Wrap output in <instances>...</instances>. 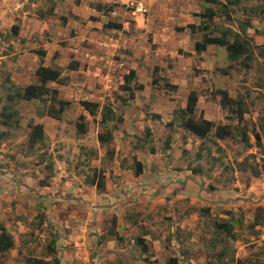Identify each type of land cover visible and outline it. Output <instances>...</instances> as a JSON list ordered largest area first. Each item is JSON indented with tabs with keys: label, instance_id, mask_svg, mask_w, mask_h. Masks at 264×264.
Wrapping results in <instances>:
<instances>
[{
	"label": "rangeland",
	"instance_id": "obj_1",
	"mask_svg": "<svg viewBox=\"0 0 264 264\" xmlns=\"http://www.w3.org/2000/svg\"><path fill=\"white\" fill-rule=\"evenodd\" d=\"M164 1L170 9L171 0ZM217 1L192 0L190 14L214 8L215 27L239 32L248 41L247 55L232 63L220 48L196 53L193 44L201 39L200 33L187 31L182 40L176 39L180 42L175 59L169 60L168 53L160 57L161 64L169 60L172 67L168 65L163 72L165 67L159 66L157 78L178 86L167 92L151 85L154 63L145 65L150 50L157 46L145 33L150 25L143 26V32L133 24L134 33L128 36L137 54L129 60L134 67L128 63L124 67L136 72L135 83L144 89L135 91L129 100L118 79L122 73L105 66L106 56L120 61L118 52L106 51L119 47L109 43L110 37L102 38L104 34L100 45L93 37L83 40L95 29L87 25L95 22L92 3L81 5V10L76 7L80 0H75L76 6L64 0H0V114L7 104L15 112L11 126L0 123V134H5L0 142V224L14 241V247L0 257V264H27L31 257L49 264H264V0H240L228 7L231 22L219 15L225 0ZM130 2L135 3L128 0L124 7ZM52 5L54 13L40 19ZM119 10L113 23L127 19L123 17L126 8ZM23 17L45 21L41 39L48 40V66H57L68 79L65 85H51L61 93L55 100L71 102L60 120L48 116L49 96L45 104L38 100L17 104L8 99L12 88H23L11 75L23 63L29 65L23 60L25 53L42 49L40 40L36 46L38 34L26 47L29 31L20 32ZM106 17V22L112 20ZM136 18L138 23L144 21V16ZM247 20L253 27L243 36L242 24ZM15 25L18 33L12 36ZM18 43L21 47L14 49ZM80 47L86 49L82 54L86 59L77 61L78 70L71 72L67 66ZM193 85L198 94L193 118L203 116L215 127L229 125L234 128L233 138L215 140L214 128L201 141L172 120L174 110L185 107L187 89ZM218 89L231 99L243 100L241 122L235 111L213 95ZM81 101L98 103L96 115L84 111ZM103 106L110 107L122 122L101 125ZM148 112L160 119L146 117ZM169 122L175 125L168 126ZM77 123L86 127V134L77 131ZM35 124L43 126L44 140L32 144ZM146 129L151 131L148 140ZM239 130H245L246 144ZM109 132L110 141L99 143L98 134L108 136ZM197 153L203 156L199 162ZM135 160L143 166L139 177L125 172H134ZM197 163L202 174L194 175ZM255 170L259 177H254ZM94 174L102 190L91 183ZM222 220L233 225L231 236L217 234L213 224Z\"/></svg>",
	"mask_w": 264,
	"mask_h": 264
},
{
	"label": "trees",
	"instance_id": "obj_2",
	"mask_svg": "<svg viewBox=\"0 0 264 264\" xmlns=\"http://www.w3.org/2000/svg\"><path fill=\"white\" fill-rule=\"evenodd\" d=\"M209 3L218 4L217 0H204ZM240 0H225V4H223V10L221 14H219L224 21L231 22L232 18L229 13L228 7H232L233 5H237ZM98 11H104L103 9H106L104 12H110L112 7L111 6H105V7H98L96 6ZM55 5H52L51 8L48 11V14H41L39 16L40 19H45L48 15H52L54 13ZM263 13V12H262ZM199 19V25H187L185 27H178L176 28L177 31L183 32L185 29H188L191 34L196 32L200 33L201 39L198 41H195L194 43V50L196 53H203L205 52L209 47L214 48H220L223 49L225 52L226 60L230 62H236L239 58L244 57L248 53L249 44L247 39H241V34L239 32H233V30L229 27H225L224 29H220L218 27H215L214 24V18L217 16L216 11L214 8L209 7L202 9L198 14H195ZM93 20H96L93 18ZM106 28L110 29H117L119 30L121 28V25L118 23H107L105 25ZM253 27L252 22L247 20L242 24V32L244 35H246V30L251 29ZM11 35L15 36L18 33V26H13L11 30ZM1 35V34H0ZM34 54L40 58V64L38 68L34 72V79L33 83L29 84L23 88H12L13 95L9 96V100H13L14 103H19L20 101L25 102H31L33 100H38L39 102H43L44 104L48 101V96L51 98L52 102H55L53 104L50 103V107L48 108V116L50 118H53L55 120H60L61 116L67 108L71 105L70 101L64 100L59 98L58 100H55L57 96H59V91L57 89H53L49 87L48 85L50 83L57 84V85H65L68 82L67 78H63L62 76V70L58 68L57 66H45L43 64V58L45 57V51L43 50H37L34 52ZM246 65V64H245ZM79 68V62L76 60H72L69 65L67 66V69L69 71H77ZM159 71L158 67H154L152 72V79H151V85L153 87H161L164 91L167 92H173V90H177L178 86L177 84H172L170 80L167 78L163 79L156 76L157 72ZM122 82L121 90L124 91V93H128V99L133 100L135 97V91H142L144 89V86L142 84H136L137 81V75L134 70H129L127 72H124L122 74ZM162 81V83L159 82ZM193 79H195L193 77ZM136 80V81H135ZM135 85V86H134ZM192 85V84H191ZM192 88V89H191ZM190 88V91L187 95L186 99V105L184 108H177L173 112L172 120L174 122L178 123V125L187 131L191 136L198 138L200 140H206L208 139V134L211 133L212 129L214 130V137L217 140H226L227 138H233L234 137V128L230 127L229 125H219L214 126L212 121L206 120L202 117H199L198 119L193 118V115L196 112V105L198 101V94L194 88V85ZM174 91V92H175ZM214 96L220 97V102L222 103V106H226V108H229L231 111H235L236 116L238 118V122H241L244 118V111H243V100H234L231 99L227 92L225 90H215ZM234 104V106H231ZM9 104L3 106L2 112L0 114V117L2 118L0 120V123L2 126L8 127L12 125L13 115H15V112L13 108H11ZM80 106L84 111H86L90 116H95L96 111L99 108V104L96 102H90V101H81ZM223 108V107H222ZM238 109V110H237ZM7 111L9 113H7ZM112 109L108 106H103L102 112L100 113V123L101 125H104L106 127L109 126L113 121H115V124L121 123L122 119L118 118L116 116H113ZM150 112L146 113V117H149ZM152 118L160 119L159 115L156 114H150ZM171 120V121H172ZM175 124L172 122L168 123V126L173 127ZM77 131L82 134H86V127L82 125L81 123L76 124ZM31 138L30 141L32 144L43 141L44 140V133H43V126L41 124H35L31 128ZM241 134L242 141L244 140V144L247 143V134L245 133V130H239ZM151 136V131L149 129H146V137L148 138ZM111 134L108 133V136H104L102 134H98L97 140L101 144H106L110 141ZM5 139V134H0V142ZM214 143V142H213ZM165 145L169 146V141L165 143ZM154 151V150H152ZM184 154H187L186 150H183ZM189 154V152H188ZM110 155H112V152H110ZM203 159V156L200 153H197V157L195 160L197 162L201 161ZM135 169H134V175L136 177L140 176L142 174L143 166L141 162L136 161L134 162ZM215 163H212V166H214ZM201 164L197 163L196 168L192 169V172L194 175L202 174L201 172ZM242 171H246L245 168L242 169ZM254 177H259V172L255 170ZM100 183V182H99ZM98 183V184H99ZM101 186V183H100ZM103 188V186H101ZM99 187V189H102ZM207 211V210H205ZM229 214V212H227ZM218 234L221 232H225L227 236H231L233 225L229 223L228 221L222 220L221 223H215L213 224ZM256 225H260L258 222ZM141 243V241H139ZM14 247V241L12 235H10L5 227L0 224V257L4 255L7 251L11 250ZM144 249V248H143ZM51 253L54 252V248L52 246L48 249ZM219 258V256H218ZM239 263V261H237ZM27 264H49L48 261L40 260L34 257H31L28 259ZM57 264V262H55ZM240 264V263H239Z\"/></svg>",
	"mask_w": 264,
	"mask_h": 264
},
{
	"label": "crops",
	"instance_id": "obj_3",
	"mask_svg": "<svg viewBox=\"0 0 264 264\" xmlns=\"http://www.w3.org/2000/svg\"><path fill=\"white\" fill-rule=\"evenodd\" d=\"M126 1H128V0H80V5L76 6L75 0H64V2H66V4L72 2V4H73L72 6L75 5L76 7H79V8H81V5H86V4L92 3L93 9H91L90 12H91V15H93V18H95L96 20H95V22H88L87 25H88V27L93 26V27H95V29H94V31L91 32L92 36L89 34V38H83V40L88 39V41H90L91 37H93L94 40H99V45H100L101 39H99V38H100L101 34H104L103 36H101L102 38L104 37V39L107 37H110L108 39V40L111 39V41L109 43H111V45L114 44V47H119V48L117 50L107 49L106 51H108L110 53H111V51L118 52V55H119L118 58L120 61H116V60L113 61L110 57L107 58V56H106L105 60H106L107 64L105 66H107L109 64L108 67H110L111 70L113 72H115V74H121V73L124 74V72H127L128 71L127 68L124 67V65L126 66V63H128V66L131 65L132 68L134 67L132 61L130 62L129 60L133 59V56L136 55L137 52L133 54V52H132L133 42H132V39L128 36L130 33H134V31H132L130 29V27L133 24H135V26H137V29L139 28L138 26H141V28H139V29H141V31H143V32H145V29L143 26L150 25V30L148 32H145V33L149 34V38H151V43L153 45H157L156 47H154V49L152 48V50H150L151 54L148 55L149 57H154L155 61H152L149 59V57H147L146 58L147 61H146L145 65L147 67H149V62H153L154 63L153 65L155 67H159V66L165 67V69H162V71L163 72L167 71L168 65L171 66L169 60L175 59V56H174L175 50L178 47L177 42H180L179 40H182V38L186 37L185 34L187 33V31H189L188 29H185L182 33H178L176 28L185 27L188 24L189 25H195V26L199 25V19L196 16H193L192 14H190V9L192 10V4H190V2L192 0H171L172 5H169V6H171L170 9L167 8L168 4L165 3L164 0H130V1H134L135 3L139 2V3L143 4L144 8L146 9V14L141 15L142 17L144 16V21L138 23L137 22L138 19L136 18V16H139L140 14L137 12L126 10L123 17H127V19L124 18L123 22L117 21V23L121 25V28L119 30L110 29V28L104 29V25H106L107 23L114 22L113 19H115L116 16L119 15L118 14L120 11L119 9L124 10L126 8V7H124ZM96 6H98V7H100V6L101 7L111 6L112 9L110 12L105 13L104 11L106 9H103L104 11H98L99 8H97ZM195 7H197V6L194 5V8ZM81 10H82V8H81ZM196 11H198V10L193 11L194 15L196 14ZM83 13H85V11ZM106 16L110 17L112 20L106 22L107 21ZM87 17H88V13H87ZM27 19H28L27 17L22 18L23 27L20 30L21 33H23V31L25 32V30L29 31V33L27 34L28 38H26L28 41L25 39L27 41V42H25V45H26V47H29L30 46V43H28L29 40L32 39V36L38 34V36L40 38L37 40L36 46L38 45V42L40 40L41 41L40 47L42 48L41 50L45 51V54H46L45 57L43 58V64L48 67V54H50L48 52V40H42L41 39V37H43L44 29H46L45 27H47V26L43 27V25L46 23L44 20L40 21V20H36V19L35 20L34 19L27 20ZM67 22H68V24H70L69 21H67ZM167 24H169V25L167 26ZM70 25H72V24H70ZM164 27H166V28H164ZM79 28H80V26H79ZM79 28H78V30H79ZM72 29L73 28L69 29V33L72 31ZM81 29H82V33H84L85 28L81 27ZM88 30L90 31L91 28H88ZM160 33H162V35ZM189 33H190V31H189ZM162 36H163V38H166V39H164V40L161 39ZM176 39H179V40H176ZM77 40L80 41V36H78ZM108 40H105V42H108ZM163 43L167 44V49L165 48ZM27 44H29V45H27ZM16 47H21V46H19V43H18L13 48L16 49ZM128 48H129L128 55H126V51L128 50ZM185 49H187V46L185 47ZM38 50H40V49L38 48ZM123 50H126V51H123ZM193 50H194V44H193ZM34 52L32 53L31 49L28 50V53H25V55L23 56V58H24L23 60L26 61V63H29V65H26L25 63H23V67L20 69L16 68V71L13 72L11 75L12 80L16 84L20 85L21 87H25V86L33 83L34 72L40 64V58L37 57L34 54ZM85 52H86V49H84L82 47L77 48V50H76L77 57L74 59L76 61H82V59H86L84 56H82V54ZM178 52H179V50H178ZM88 53H87V59L89 58ZM164 53H166V54L168 53V55H169L168 57L170 58L169 60L164 62L166 65H163L160 63V61L162 60L160 57L163 58ZM96 57H97V54H96ZM165 57H167V56H164V58ZM101 59H102L101 63H103L105 60H103L104 58H101ZM88 60L90 62V59H88ZM56 63H57V61H56ZM83 64H84V62L81 63V65H83ZM118 64H120V65H118ZM57 65H62V64L57 63ZM136 65L137 64H135V66ZM119 66H121L122 68L119 69L118 68ZM88 69L91 70V67H88ZM71 72H73V71H71ZM167 77L170 78V76H167ZM118 79L121 80V82L123 80L122 77H118ZM30 80H32V82ZM173 81H175V80H173ZM52 84L53 83H50L48 86L52 87L51 86ZM52 88L57 89V90L59 89V88H55V87H52ZM59 93H60V91H59ZM125 172L133 173L132 170H128V171L125 170ZM95 229L98 230L99 228L96 227Z\"/></svg>",
	"mask_w": 264,
	"mask_h": 264
},
{
	"label": "clouds",
	"instance_id": "obj_4",
	"mask_svg": "<svg viewBox=\"0 0 264 264\" xmlns=\"http://www.w3.org/2000/svg\"><path fill=\"white\" fill-rule=\"evenodd\" d=\"M126 10H130V11H133V9H128L127 6H126ZM134 12V11H133ZM140 15H145L146 14V9H145V13H139ZM195 51V50H194ZM154 69V68H153ZM152 77V76H151ZM180 87V86H179ZM183 89V88H182ZM184 90L186 91V89L184 88ZM188 93L190 91V88L187 89ZM188 95V94H187ZM187 99V98H186ZM53 119V118H52ZM205 119V118H204ZM207 120V119H206ZM213 136H214V132H213ZM209 137V136H208ZM207 137V138H208ZM215 140H217L215 137H214ZM202 141V140H201ZM204 141V140H203ZM169 148V147H168ZM167 148V149H168ZM143 170V169H142ZM134 173V172H133ZM143 173V171H142ZM95 182V183H94ZM91 183L93 184H96V186L98 187V183H99V178L98 176H95V174L92 176V180H91ZM99 188V187H98ZM99 190H102V189H99ZM218 234V233H217Z\"/></svg>",
	"mask_w": 264,
	"mask_h": 264
},
{
	"label": "built area",
	"instance_id": "obj_5",
	"mask_svg": "<svg viewBox=\"0 0 264 264\" xmlns=\"http://www.w3.org/2000/svg\"><path fill=\"white\" fill-rule=\"evenodd\" d=\"M128 9H133L134 12L137 13H145V8L142 3H133L130 2V4L127 6Z\"/></svg>",
	"mask_w": 264,
	"mask_h": 264
}]
</instances>
